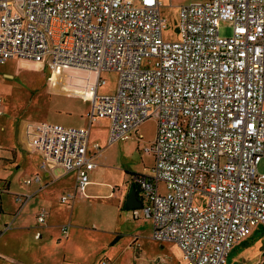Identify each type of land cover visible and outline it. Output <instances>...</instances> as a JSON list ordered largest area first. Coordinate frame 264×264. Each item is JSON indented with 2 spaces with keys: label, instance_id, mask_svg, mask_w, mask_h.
Here are the masks:
<instances>
[{
  "label": "built area",
  "instance_id": "obj_1",
  "mask_svg": "<svg viewBox=\"0 0 264 264\" xmlns=\"http://www.w3.org/2000/svg\"><path fill=\"white\" fill-rule=\"evenodd\" d=\"M167 15L162 0H0V65L43 63L62 74L65 94L93 102L87 128L42 121L26 131L41 169L77 175L62 205L86 195L98 167L94 123L108 120L109 147L155 118L154 167L133 177L143 204L133 217L151 220L153 240L176 245L184 264H227L264 229V0L184 4L169 34ZM107 73L115 92L99 94ZM5 105L0 96V118Z\"/></svg>",
  "mask_w": 264,
  "mask_h": 264
},
{
  "label": "rangeland",
  "instance_id": "obj_2",
  "mask_svg": "<svg viewBox=\"0 0 264 264\" xmlns=\"http://www.w3.org/2000/svg\"><path fill=\"white\" fill-rule=\"evenodd\" d=\"M200 1L207 0H172L173 7H170L169 0H162L167 16L174 25L182 5ZM171 31L170 27L168 34ZM219 33L221 37H230L233 28L223 23ZM116 76L109 73L103 76L107 83L99 94L115 92ZM61 78L62 74L55 73L45 64L29 60L13 59L0 65V96L5 101L8 118L6 131H0V143L3 146L7 145L6 141L9 139L15 143L11 137L10 121L16 118L43 120L67 127L87 126L86 116L92 110V100L77 95L69 98L63 92ZM107 123L106 120H101L91 126L92 139L99 141L103 149L96 159L98 167L90 173L91 182L100 183L88 186L87 194H90L91 198H78L72 210H69L59 204L60 194L49 198L42 197L32 200L21 215L26 225L32 224L40 210L47 209L43 206L46 205L52 211L49 223L58 226L59 230V234L54 233L53 236L60 239L48 242L46 240L39 246L30 235L21 233L16 243L8 242V234L2 240L1 237L9 233V230H14L13 223H9L11 229L7 231L0 223V245L4 257L25 263H31L32 258H37L39 262H35L36 264H95L98 259L106 258L115 264H184L180 249L176 245L161 244L153 240V225L149 219L146 239L135 243L132 233L138 221L134 219L133 211L126 210L123 204L122 194L125 187L132 186V173L146 172L154 165L153 156L151 157L146 149L156 138L157 121L155 118L149 120L137 133H133L130 139L109 147ZM1 161L4 162L0 165L1 179H9L15 188L14 191L24 187V180L29 177L25 174V168L16 169L13 160ZM258 171L264 175V159L260 160ZM66 183L69 186L74 185V177H70ZM164 187H160L162 192L165 191ZM10 199H13L12 194L4 198L6 209L14 211L15 209L8 205ZM20 224L21 220H18L15 227ZM64 228H70L68 241H65L61 234ZM74 229H80L75 238L71 236ZM117 237L119 240L113 244ZM45 238L44 236V240ZM66 253L68 258L64 257ZM0 264L9 262L0 261ZM227 264H264V233H254L239 244L229 255Z\"/></svg>",
  "mask_w": 264,
  "mask_h": 264
},
{
  "label": "crops",
  "instance_id": "obj_3",
  "mask_svg": "<svg viewBox=\"0 0 264 264\" xmlns=\"http://www.w3.org/2000/svg\"><path fill=\"white\" fill-rule=\"evenodd\" d=\"M72 98V96H69V98ZM93 105V102H92ZM6 107V105H5ZM7 108H6V112L4 114L3 117L0 118V131L5 132L6 131V121L8 120L7 118ZM83 118V117H81ZM19 120H17V118L14 120H11V126H12V130H11V137L13 140H15V143L13 141H11L9 139V141L7 142V145H2V143H0V160L4 159V160H9L7 162H10V160H13V165L16 166V169L20 170L21 168H25V174L29 175V177H27V179L24 180V187H19V189H16V191H14V187L12 186V182L9 179L3 178L1 179L0 177V223H2V225H4L5 227V231L11 229V223H13V229L12 231L9 230V233L7 232L6 234L3 235V237H1V240L6 236L8 237V242H14L16 243L18 240V236H20L21 233H26V235H30L32 237V240L34 238V240L36 242H38L39 246H42L44 243L43 241L48 242L49 241H53L54 239H58L59 237L54 238L53 234L57 233L59 234V230H58V226H53V224L49 223L51 221L52 218V211L49 207H47L46 205H43L45 209L49 212V216L47 219V222L45 225L39 224L37 221V214L35 216V218L32 221V224L26 225V223L24 222L25 219L23 216H21L24 213V210L26 208V206H28V204L34 200V199H41L42 197L44 198H49L52 195L55 194H60L59 195V204L61 205V207H66L69 210H72L73 206L71 208L62 205L60 203V200L62 199V197L66 194H71L74 192L75 189V185H76V181H77V175L75 173V171L64 174V175H60L57 174L56 171H54V169H41V157L39 155H37L36 153H34L33 151H31L29 149V144L27 142V138H26V131L28 126L31 123L34 122H42L41 120H32L29 118H24L22 120H20L21 118H18ZM87 119V117H86ZM108 122V120H106ZM48 123V122H46ZM89 123V122H88ZM87 123L86 127H79V128H87L89 127ZM108 125V123H107ZM139 130V129H138ZM90 132H91V127H90ZM137 133V132H135ZM92 133H91V138H90V150L91 153H93V155L97 154V152L94 150L93 146L94 144H100L101 143L97 140H93L92 139ZM142 138V137H140ZM107 139H108V129H107ZM151 144V143H150ZM101 150L102 149V145H101ZM101 151V152H102ZM101 152L99 154H101ZM2 154L4 156H2ZM98 154V155H99ZM151 155V157L153 156V154L149 153ZM98 156H96L97 159ZM154 160V157H153ZM4 163L3 161L0 162V165ZM154 165H151L150 170L146 171V172H135L132 173V175L137 174V175H142V176H147L151 174V171L153 169ZM92 173V172H91ZM36 175H39L41 177V181L40 182H33L30 185L25 184L27 180H32ZM74 177V185L69 186V184H67V180H69L70 177ZM133 179V178H132ZM131 182V181H130ZM134 182L130 183L133 184ZM93 184H100V183H92L90 180V185L91 186ZM87 186V188H88ZM125 192L122 194L123 197V204L125 206V202L127 201L129 194H130V188L125 187ZM13 195V199H10L8 201V205L11 206L12 208H14L15 210L12 211L7 210L6 209V205L4 202V198L6 196L9 195ZM6 195V196H5ZM20 197H22L23 201L20 202L17 199H19ZM31 197V198H29ZM91 198L90 194H87V189H86V195L82 196V197H78L79 199L82 198ZM142 197V195H141ZM29 199V200H28ZM25 200H28L25 203ZM57 200V201H58ZM59 205V206H60ZM60 207V208H61ZM41 209V210H42ZM40 210V212H41ZM39 212V213H40ZM69 216V215H68ZM9 218V219H8ZM18 220H21V224L18 225L17 227H15V224ZM136 220V219H135ZM138 221V222H137ZM136 226L134 228V232L132 233V237L134 239L135 243H139L143 240L146 239L147 234H148V219H144L141 218L139 220H136ZM9 223L11 225H9ZM63 225H65L64 223H62ZM3 227V228H4ZM42 228V229H41ZM44 228V229H43ZM80 230V229H79ZM79 230L74 229L73 232L71 233V236L73 238H75L78 234H79ZM41 233V237L39 239L36 238V234L37 233ZM70 228H68V232L66 234V236H63V239H65V241H68L70 238ZM44 236L46 237L44 240ZM60 239V238H59ZM61 242V241H59ZM139 251V250H138ZM3 249L1 248L0 245V261H8L9 264H36L35 262H39L37 258H32L31 259V263H25V262H17L14 260H10L6 257H4L5 255H3ZM181 252V251H180ZM141 254V252L139 253ZM182 254V253H181ZM65 258L67 257V253L64 256ZM101 259V258H100ZM109 258H106L105 261L109 262V264H115V262H112ZM102 260H97L95 264H100ZM64 261H66L64 259ZM68 261L70 262H74L72 259H68ZM27 262V261H26Z\"/></svg>",
  "mask_w": 264,
  "mask_h": 264
},
{
  "label": "water",
  "instance_id": "obj_4",
  "mask_svg": "<svg viewBox=\"0 0 264 264\" xmlns=\"http://www.w3.org/2000/svg\"><path fill=\"white\" fill-rule=\"evenodd\" d=\"M137 184H132L130 188V194L125 202V209L128 211H133V210H140L142 208V200L140 196V192L137 188Z\"/></svg>",
  "mask_w": 264,
  "mask_h": 264
},
{
  "label": "trees",
  "instance_id": "obj_5",
  "mask_svg": "<svg viewBox=\"0 0 264 264\" xmlns=\"http://www.w3.org/2000/svg\"><path fill=\"white\" fill-rule=\"evenodd\" d=\"M172 23V22H171ZM176 25V24H175ZM175 25L172 23V29L173 30H175ZM135 175H137V174H134L133 176H135ZM137 176H140V175H137ZM142 176V175H141ZM135 184V183H134ZM256 233V235H262L263 233H264V229H262V230H258V231H256L255 232ZM119 240V237H117L116 239H115V241H114V243L113 244H115L117 241ZM246 243V242H245Z\"/></svg>",
  "mask_w": 264,
  "mask_h": 264
}]
</instances>
